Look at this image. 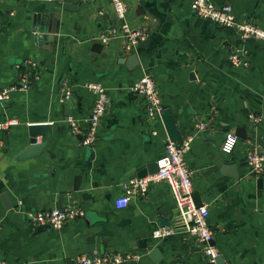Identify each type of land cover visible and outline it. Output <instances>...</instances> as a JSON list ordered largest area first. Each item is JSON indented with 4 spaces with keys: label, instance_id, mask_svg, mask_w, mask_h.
I'll list each match as a JSON object with an SVG mask.
<instances>
[{
    "label": "crops",
    "instance_id": "crops-1",
    "mask_svg": "<svg viewBox=\"0 0 264 264\" xmlns=\"http://www.w3.org/2000/svg\"><path fill=\"white\" fill-rule=\"evenodd\" d=\"M12 1L0 2V88L18 82L23 60L38 66L29 89L0 101V121L18 120L0 131V260L75 264L79 255L114 250L139 254L134 264H206L198 243L178 227L166 183L150 184L124 209L113 204L123 183L139 178L138 171L164 153L163 125L146 120L143 101L130 91L146 72L181 138H192L185 160L192 190L208 208L212 244L225 264H264V173L251 172L245 161L249 150L264 153V39L242 40L195 16L189 0H124L125 22L146 32V41L125 53L118 28L106 43L99 39L119 27L111 0H67L79 8L61 10L59 30L50 36L51 0ZM212 1L230 4L239 20L264 30V0ZM42 20L45 30L39 32ZM94 42L102 44L100 52L91 50ZM235 49L245 65L228 60ZM133 53L138 65L131 70L132 61L124 59ZM94 81L107 88L109 104L95 142L86 147L78 131L94 100L85 85ZM64 82L73 88L68 100L60 98ZM250 113L261 121L252 122ZM34 123L51 124V139L39 154L15 161L28 143L27 125ZM237 126H244L246 139L237 136L233 150L222 152L225 135ZM67 192L83 208L82 217L60 231L29 226L26 213L65 203ZM165 218L174 233L154 239L153 229L166 226ZM140 239L146 248L138 246ZM153 248L160 252L157 260L148 255Z\"/></svg>",
    "mask_w": 264,
    "mask_h": 264
},
{
    "label": "built area",
    "instance_id": "built-area-1",
    "mask_svg": "<svg viewBox=\"0 0 264 264\" xmlns=\"http://www.w3.org/2000/svg\"><path fill=\"white\" fill-rule=\"evenodd\" d=\"M111 4L119 27H109L105 34L100 35V42L106 43L118 28L123 38V50L125 53H130L138 47L140 41L145 39L146 32L144 29L132 28L125 22L127 6L124 0H111ZM189 4L190 10L195 16L209 20L221 27L232 29L238 33L242 40L264 39V30L250 22L239 20L233 13L230 4L217 7L212 0H189ZM240 51L241 49H235L228 54V60L234 66L246 64V60ZM37 66L38 64L31 59L23 60L18 82L9 87L0 88V101L8 99L13 91L29 89L32 80L37 78ZM85 87L94 95L91 109L86 118V127L78 131L81 136V145L87 147L96 140L100 121L109 104V95L107 88L100 81L87 83ZM72 89V85L64 82L61 88V100L70 99ZM130 91L143 101L146 120L157 121L162 124L160 113L164 107L152 75L146 72L142 73L133 82ZM248 118L254 123L261 121L260 116L252 113L248 115ZM70 122L71 124L74 123L73 120ZM17 124L18 120L15 118L1 120L0 131ZM199 128L205 130L206 125L201 124ZM152 134H156V131L153 130ZM191 140L190 136H185L181 138L179 143H174L166 137L164 153L156 160L157 171L144 177L126 180L122 185L123 192L114 199L113 204L117 210L124 209L129 205L132 196L144 194L150 184L166 183L175 205L178 227L198 243L205 262L214 263L219 253L211 242L212 231L207 219L208 208L206 205L196 206L194 203L191 182L192 171L185 160V154L190 150ZM236 141L237 136L234 133H227L221 145V151L230 153ZM245 161L251 172L255 174L264 173V153L257 149L249 150L245 156ZM66 198V202L61 206L26 213L25 219L29 226L32 229H37V227L47 225L53 230L60 231L71 221L82 217L84 210L73 199L71 192L66 193ZM173 233V227L158 226L153 229L151 234L154 239H159ZM139 258L140 255L137 253L105 250L92 255H79L75 259V264H134ZM0 264H7V262L0 260Z\"/></svg>",
    "mask_w": 264,
    "mask_h": 264
},
{
    "label": "water",
    "instance_id": "water-1",
    "mask_svg": "<svg viewBox=\"0 0 264 264\" xmlns=\"http://www.w3.org/2000/svg\"><path fill=\"white\" fill-rule=\"evenodd\" d=\"M16 1H19V0H16ZM51 1L55 5L51 6L50 11H49L50 17H49V21L47 22L48 25L46 27V32L48 33L47 34L48 36L57 34L59 30L58 29L59 27H57V24L58 23L60 24L61 10L75 11L76 9L79 8V4H76V3L74 4L67 0H51ZM0 2L11 3L14 1L0 0ZM38 28H39V32H44L45 22L43 20L40 22V26ZM142 42H140V44ZM101 49H102V44L99 42H94L91 46V50L94 52H100ZM124 60H125L124 62H127V63L128 61H132V63H130L131 65H129V69L131 70L136 65H138L137 56L134 53L131 54L128 59H124ZM160 118H161L164 130L166 132L167 138L171 142L179 143L181 140V135L178 130L177 122L174 120L173 115L171 113V110L169 108H163L160 113ZM51 130H52V125L49 123H34V124L27 125L26 131H27V136H28V143L24 147H22L17 153H15V155L13 156V159L15 161H20V160H24L26 158L39 154L50 141ZM235 135L242 139H246L244 126H237ZM38 136H40V141H37ZM156 171H157V163L156 161H151L149 163H146V165L138 171L137 177H144L145 175L154 173ZM232 176L237 177L238 175L237 173L234 172ZM79 179H80L79 175L75 177V181L78 182ZM74 188L77 189L76 187ZM192 196H193V200L196 206L202 205V200H201L199 193L193 192ZM163 215H166V214H163ZM161 224L166 225V226L169 225L168 218L163 219V221H161ZM46 228H49V227L47 225L37 227L36 232H41ZM138 246L140 248H146L147 246L146 240L145 239L138 240ZM88 252L90 253V251ZM100 252H103V251H100ZM148 255L153 260H157V258H159L160 256V252L158 248H153L148 252ZM127 264H132V263H127ZM206 264H225V262H224L223 257L221 255H218L214 263H206Z\"/></svg>",
    "mask_w": 264,
    "mask_h": 264
}]
</instances>
